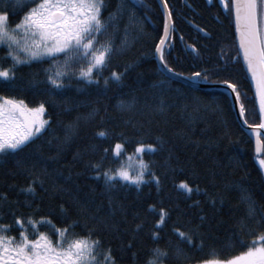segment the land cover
I'll list each match as a JSON object with an SVG mask.
<instances>
[{"label": "trees", "instance_id": "trees-1", "mask_svg": "<svg viewBox=\"0 0 264 264\" xmlns=\"http://www.w3.org/2000/svg\"><path fill=\"white\" fill-rule=\"evenodd\" d=\"M166 2L172 14V27L164 46L167 65L183 76L199 72L201 82L222 83L227 79L236 83L247 125L258 124L246 74L239 57L233 59L237 49L231 13L220 0ZM21 3L22 0H0V9L7 5L10 23L18 21L29 6L21 7ZM120 3L132 10L137 22L129 21L128 10L119 16L114 51L98 83H82L72 76L65 79L63 89H52L44 71L51 63L47 58L19 65L13 85L0 83V94L22 98L29 106L43 102L44 119L48 121L27 147L14 155L0 156V192L7 193L9 200L0 223H11L9 210L14 209L22 217L31 212L36 216L49 215L55 226H62L58 206L63 203L67 218L77 221L75 230L95 227L104 244L111 245L118 264H133V252L135 264H142L149 249L156 245L168 251L165 264H197L203 259L238 254L244 250L236 243L238 236L249 242L264 234V221L257 222L264 213V172L253 154V143L238 125L225 94L183 85L159 71L154 52L162 35L163 17L156 1L105 0L103 15L107 16ZM125 24L129 41L126 47L120 44ZM108 32H112L111 27ZM9 63L3 59L0 47V65L6 67ZM128 65L131 66L125 71ZM112 70L123 73L119 82L110 77ZM104 77H109L107 85ZM133 97L135 102L125 110L116 106L117 100ZM70 122L76 128L66 140L65 130ZM101 130L106 136L96 135ZM117 140L124 144V155L119 160L111 151ZM137 142L154 144L156 149H145L138 156L134 153ZM101 156L102 168H115L120 163L125 166L128 160L136 164L141 157L151 161L159 187L155 181L147 180L151 175L147 172L139 189L115 178L117 186L104 191L103 177L92 176L88 163L99 161ZM29 172L43 181L42 185L39 181L34 184V196L21 191L32 179ZM180 180L202 191L186 194L177 187ZM241 187L255 200L256 215L252 219L246 217V205L239 199ZM109 197L115 209L111 214ZM84 204L87 213L80 210ZM149 204L155 205L157 211L148 209ZM160 208L165 209L167 216L162 225L154 227ZM137 223L142 224L140 229L135 228ZM197 225L193 246L178 241L174 228L188 231ZM40 230L49 229L41 225ZM152 231L158 233L157 238L151 236ZM9 234H15V229ZM178 243L186 258L174 255ZM98 260L103 264V255Z\"/></svg>", "mask_w": 264, "mask_h": 264}, {"label": "snow or ice", "instance_id": "snow-or-ice-1", "mask_svg": "<svg viewBox=\"0 0 264 264\" xmlns=\"http://www.w3.org/2000/svg\"><path fill=\"white\" fill-rule=\"evenodd\" d=\"M162 2L165 10L164 34L155 44V54L168 72H174V69L164 61V43L172 14L166 0ZM220 3L234 16L238 49L237 57L233 59L242 56L255 86L256 100L259 104V123L251 124L249 127L257 137L256 152L260 155H257L256 159L261 172H264V153L261 152L259 138V130L264 129V0H220ZM23 4L29 6L23 11L19 20L12 23L9 22L10 13L7 5L0 9V45L3 46V59L10 60L8 66L0 65V83L5 85H13L19 65L32 61L42 62L45 58L51 62L44 71L46 81L52 89H63L65 79H71L72 76L77 77L82 83H98L102 70L107 66L114 51V38L119 30L117 25L119 16L128 10L129 21L137 22L132 10L123 3L118 4L117 8L104 16L105 0H22L21 7ZM109 27L112 28L111 33L108 32ZM101 36L105 39L102 40ZM128 43V26L125 24L120 44L126 47ZM77 65H79L78 68L75 67ZM130 66H126L125 71ZM109 75L119 82L123 73L112 70ZM190 75L199 77L200 73ZM108 80L109 77H104L105 85L108 84ZM222 83L235 94V102L239 105L238 117L243 120L244 124H248L238 85L227 79ZM134 102V97L132 100L119 99L116 101V106L120 110H125ZM95 111L93 109L92 113ZM45 115L43 102L29 106L22 98L0 94V156H11L27 147L30 140L48 123L43 118ZM75 128L76 125L71 122L66 126V140L71 137ZM96 135L104 137L106 132L101 130ZM145 149L153 152L156 145L137 142L134 153L140 156ZM111 151L113 156L119 160L120 156L124 155V144L117 140ZM103 152L107 153L108 149L104 148ZM103 159L104 157L101 156L99 161L88 163L92 176L103 177L104 191H110L117 186L115 178H119L120 182L134 184L139 189L141 183L146 181L145 173L147 172H151L147 180L155 181L159 187V177L150 168L151 161H145L141 157L138 160L139 167L133 174L123 163L115 168H102ZM29 175L32 179L21 191L34 196L36 193L34 184L39 181L42 185L43 181L31 172ZM68 178L65 177V179ZM177 187L189 195L193 191L197 193L202 191L198 186L194 187L185 180H180ZM239 199L246 205V217L254 218L256 208L251 193L241 187ZM7 203H9L7 193L0 192V218L5 214L4 205ZM26 203L29 202L26 200ZM193 203H198V201ZM147 207L157 211L153 204ZM80 210L87 213L86 204L81 205ZM9 211L13 217L12 222L0 223V264H100L98 260L100 255L104 257L103 264H118L112 255L111 245L104 244L95 227L85 226L82 232L75 230L77 221L67 218L68 210L63 203L58 206L62 226H55L49 215L36 216L35 212H31L22 217L16 215L14 209ZM114 211L112 199L109 197V213ZM158 216L154 227L165 222L167 213L164 208L158 210ZM65 218H67L66 222H64ZM93 218L100 219L96 216ZM201 220H203V214H201ZM261 221H264V213L260 215L257 222ZM41 225L49 230H40ZM141 226V223H137L135 228L140 229ZM14 229L15 234H9ZM198 229L199 225L188 231H182L179 227L174 228L173 231L177 234L179 242L193 246V237L198 234ZM151 236L157 238L158 233L152 231ZM236 243L244 249L238 254L224 259H203L197 261V264H264V234L249 242H245L238 236ZM129 246H131V241H129ZM174 255L186 258L187 254L178 243ZM167 258V249L156 245L149 249V256L142 264H165ZM132 260L135 264V252L132 253Z\"/></svg>", "mask_w": 264, "mask_h": 264}, {"label": "water", "instance_id": "water-1", "mask_svg": "<svg viewBox=\"0 0 264 264\" xmlns=\"http://www.w3.org/2000/svg\"><path fill=\"white\" fill-rule=\"evenodd\" d=\"M129 1L132 2L133 0H129ZM155 1H156L157 5H158V7H159V9L161 11L162 17H163V30H162V35H163L164 34V11H165L164 10V3L162 2V0H155ZM231 17H232V26H233L234 37H235L234 16L231 14ZM188 24L194 30L199 32L201 35H205L206 36V33L203 32L201 29H199L198 27H196L195 25H193V24H191L189 22H188ZM171 27H172V23L170 21V27H169V31H168L164 46L166 45V43L168 41ZM235 43H236V49H238V41L236 39H235ZM154 57H155V62H156V65H157L159 71L165 77L169 78L170 80L176 81L178 83H181L183 85H187L189 87H192V88H195V89H198V90H202V91L215 90V91H220L223 94H225L227 96V98L229 99V101H230L231 108H232V111L234 113V116H235V119H236L238 125L249 136V138L251 139V141L253 143V154H254V156L257 157V155H260L259 153L256 152V139H257V137L250 130V127H249L250 125L244 124L243 120H241L238 117L239 105H237L236 102H235V94L230 90V88H228L227 85H224L222 83L201 82V81L198 80V77H192V76L188 77V76L180 75V74L175 73V72H168L167 68L164 67V64L161 62V60L155 54V52H154ZM239 59H240V62L242 64V67L244 69V72L246 74V78L248 80V83L250 85L251 92H252V97H253L254 102H255L256 112H257L258 119H259V104H258V101L256 100L255 86H254V84L252 82L251 75L247 72V67H246V65L243 62L242 56H239ZM259 133H260L259 138H260V141H261V152H262V147H263V144H264V129H260Z\"/></svg>", "mask_w": 264, "mask_h": 264}, {"label": "rangeland", "instance_id": "rangeland-1", "mask_svg": "<svg viewBox=\"0 0 264 264\" xmlns=\"http://www.w3.org/2000/svg\"><path fill=\"white\" fill-rule=\"evenodd\" d=\"M0 47H3L2 45H0ZM44 118V117H43ZM38 134V133H37ZM36 134V135H37ZM125 167L129 168L130 171H132L133 173H135V171L138 169L139 167V164L136 163L134 164L131 160H128L126 163H125Z\"/></svg>", "mask_w": 264, "mask_h": 264}]
</instances>
